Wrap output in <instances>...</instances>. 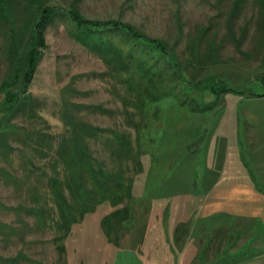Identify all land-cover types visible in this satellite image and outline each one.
Returning <instances> with one entry per match:
<instances>
[{
	"label": "rangeland",
	"instance_id": "rangeland-1",
	"mask_svg": "<svg viewBox=\"0 0 264 264\" xmlns=\"http://www.w3.org/2000/svg\"><path fill=\"white\" fill-rule=\"evenodd\" d=\"M37 1L42 3V7L53 5L69 8L73 5L91 19L113 18L134 24L149 36L165 40L174 47L180 71L196 76L193 81L202 78L208 71L218 74L232 84V87H237L248 79L245 87L241 88L243 95L222 92L217 100L209 90L200 86L183 88L184 98H178L175 88H167L168 85L162 83V78L159 77L161 64L150 67L144 79L145 82L147 77L153 79V83L149 84L154 85V90L149 91V98H143V134L148 138L152 134L148 133V128L158 129L163 121V130L158 134L157 141L161 150L157 149L156 156H153L155 152L152 151L147 158L140 155V168L131 163V168L124 175L132 177V182L128 184L132 185L131 198L124 197L127 195L124 194L123 203L118 205L130 207L131 217L123 222L122 228H111V233L113 238L118 239L119 246H130L142 261L153 256L156 259L154 264H188V255L181 258L186 245L183 241L188 238L189 247L196 244L201 247V242L210 241L212 219L199 216L198 204L212 183L242 181L253 183L258 190L264 192V86L259 80L258 83L250 81L264 76V10L260 7L259 0H15L12 4L8 0L7 5L16 8L21 5L24 9V5L28 3L33 14L37 13ZM71 27L65 15L54 16L47 24L43 31L44 47L36 48L42 53L41 58L27 88V95L32 96L40 104V108L30 111V116L26 113L24 116L17 114L8 122H2V129L12 131L14 126L36 129L44 127V134L48 136L61 131L62 124L56 112L62 97L88 106H98V110L90 108L82 111V117L95 126L129 129L119 93L127 90L126 95L131 97L132 90L127 82L126 90L118 84L116 76L113 78L109 74L99 56L73 38ZM202 29L209 30V40H212L210 35L215 34V45L218 46L220 58L216 63L204 56L206 48L212 43L203 39L198 51L201 57L191 50L193 38ZM30 33L31 29L27 34L19 35L22 38L16 57L12 53L5 54L4 44L0 43V55L3 57L5 54L3 58L9 59L6 63H2L0 59V65L3 64L0 68V82L6 75L13 78L19 74L12 69L11 63L15 58L16 61L21 58L23 63L25 52L30 49ZM261 38L263 39L260 40ZM114 43L120 46L124 57H127V44L120 41V38H116ZM130 53L132 54L131 51ZM152 53L154 54L153 51ZM150 56L145 59V65L152 63ZM156 59L161 61L162 56L159 55ZM141 72L140 69L129 66L123 75L130 80V84L135 85L137 74ZM182 77L190 79V76L184 74ZM15 87L19 88L20 83ZM249 92H260L263 95L247 98ZM152 94H156L157 101L152 100ZM183 99L204 106L209 109L208 114L198 115L177 108ZM3 102L4 94L0 91V106ZM203 124L208 132L204 133V136L207 135L205 145L201 142L199 149L191 151V143L198 138L199 128ZM130 130L133 131L132 128ZM7 142L17 147L18 151L9 157L6 154L5 158H0V165L9 166L13 160L19 169L24 166L26 171L23 172L30 175L21 180L38 185L36 178L40 172L31 170L32 166L28 162L30 158L33 160L36 157L31 152V145L17 143L11 136ZM131 145L136 150L134 133ZM141 146L144 147L143 142ZM91 148L99 158L107 152L101 139L91 142ZM142 159H145L144 162ZM105 160L108 163V156ZM139 169L141 173L136 172ZM18 173L24 175L21 170ZM2 180L0 179V195L7 207L0 213L5 223L1 225L3 231L0 233V264H66V256L69 257L67 264H93L94 249L102 239L106 242L108 240L101 221L115 208L110 202L99 203L86 213L81 222L72 224L71 235L62 241L66 248L60 253L56 248L60 242L58 244L54 240L55 228L51 231L34 228V219L30 217L24 219L27 224L16 221L18 214L25 213L20 209L18 213L8 209L17 202V195ZM24 192L23 189L20 193L25 195ZM11 222H14V232L8 226ZM188 223L194 225L190 229L194 233L192 236L186 229ZM176 227L178 231L175 235L182 243L175 242L173 237ZM75 248L78 249L74 251ZM205 253L206 249H201V254Z\"/></svg>",
	"mask_w": 264,
	"mask_h": 264
},
{
	"label": "trees",
	"instance_id": "trees-1",
	"mask_svg": "<svg viewBox=\"0 0 264 264\" xmlns=\"http://www.w3.org/2000/svg\"><path fill=\"white\" fill-rule=\"evenodd\" d=\"M13 1L15 0H9L11 4L14 3ZM259 2L260 7L264 10V0H259ZM7 4L8 0L0 2V43L4 44L5 54L10 55L12 53L13 56H18L22 38V35L21 38L19 35L21 33L27 34L29 29H31L29 34L31 36L28 41L30 49L25 52L23 63L21 58L17 59V61L15 58V61L11 63L12 69L17 71V73L19 72V74L13 78L6 75L0 82V91L4 94V102L0 106V158H5L6 154L9 157V155L11 156L15 151H18L17 147L7 142L8 137L11 136L17 143L31 145V152L36 157L33 160L30 158L28 162L32 166L30 167L31 170L36 169L40 172L39 177L36 178L38 185H32L21 180L23 177L30 176L28 172H23L26 171L23 168L24 166L19 169L13 160L10 161L12 164L9 166L0 165V179L5 181L3 183L5 186H11L17 195V202L13 206H9L8 209L13 212H17L19 209L24 211L23 213L25 214H18L16 217V221L21 224H27L24 219L25 217H30L34 219V228L40 227L41 231H51L55 228L56 235L54 240L57 243L60 242V244L58 243L59 245H56V248L61 253L65 250L62 241L69 236L72 224H78L86 213L90 212L96 205L108 201L115 208L102 219L101 226L108 240L117 244L119 241L116 237L113 238V233H111L113 229L111 228H122L123 222L131 217L129 215L131 212L130 207L127 208L125 205L118 206L123 203L124 197L131 198L130 187L132 185L128 184L132 182V177H125L124 175L131 168V163L134 167H141L140 155H144V158H147V155L150 156L152 151L155 152L153 156H156L157 149H160L157 141L159 140L158 134L163 130V121L158 129L155 127L148 128V133H152L148 138H145L143 134L145 130L143 98H149V91L154 90V85L149 84L153 83L152 78L147 77V82L144 81L150 71V67L161 64L159 77L162 78V83L165 82L168 85H166L167 88H175L176 94L180 99H182L184 94L183 88H188L189 86H200L204 90H209L211 95L216 96V100L222 92L225 94L238 93L243 95L242 89L248 79L237 87H232V84L220 78L218 74L208 71V74L205 73L202 78L200 77L193 81L192 79L196 76L189 74L187 71H184V73L180 71L178 56L175 54L174 47L170 46L165 40L149 36L129 22L113 18L104 20L87 18L73 5L69 8L53 5L42 7V3L37 1V13L34 12L33 15L31 5L28 3L24 5V9L21 5L16 8L11 5L8 7ZM58 15L67 16L72 25L71 34L73 38L87 50L99 56L107 66L109 74L112 77L116 76V82L124 88L127 82L128 87L133 91H131L133 93L131 97L126 95V88V92L123 90L125 93H119L123 115L129 129L95 126L82 117V111L90 108L98 110V106H88L63 97L56 112V116L62 124L61 131L48 136L44 134V127L43 129H36L35 127L14 126L12 131H6V129L1 128L2 122H8L17 114L24 116L26 113V115L30 116V111L34 112V108H40V104L32 96L27 95V88L32 81L36 66L41 58L42 53L37 51L36 48L44 47L43 31L53 17ZM32 18L34 19L32 20ZM208 31L202 29L193 38L191 50L193 54L195 51L196 55L200 56L198 51L203 39L207 43H212L214 47L209 44L204 56L213 60L212 63H216L220 59L218 58L219 50L218 46L215 45V34L212 33L210 35L212 40H209ZM116 38H120V41H124L127 44V57H124L120 46L115 45L114 40ZM152 51L154 54L157 53V55H154ZM134 52L135 55L133 54ZM5 54L3 55L4 58ZM159 55L162 56L161 61L156 59ZM149 56L152 63L145 65V59L149 58ZM3 57L0 55L2 63H6L9 59L7 57L5 60ZM129 66L142 71L137 74L135 85L130 84V80L123 75V72ZM6 67L8 73V64ZM177 69L179 70L178 72ZM183 74L190 76V81L182 77ZM257 80L264 86V76L255 77L250 81L258 83ZM18 81L20 83L19 88H17L18 86L15 87L19 84L17 83ZM180 81H183V83H180ZM191 82L195 83L192 84ZM160 89L162 90L163 87ZM225 94L222 96L223 99H225ZM152 95L154 96L152 100L157 101L156 94ZM262 95L263 93L260 92L255 94L249 92L247 98L261 97ZM162 96L164 95L162 94ZM194 102L184 99L180 100V105L177 104V108L198 115L208 114L209 109ZM173 106L171 105V107ZM128 108H131V110ZM39 118L42 119L41 116ZM43 122L45 123V121ZM199 129L198 138L191 143V151L199 149L201 142L202 145H205L204 142L207 135L204 136V133L208 132L204 124ZM133 133L135 135L136 150H133L131 145ZM98 139H101L107 149V152L101 158L95 156L91 148V142H96ZM142 142L144 147L141 146ZM106 156H108V163L105 160ZM142 160L144 162L145 159ZM20 170L21 174L24 173V175L22 174L21 176L18 173ZM140 171L141 169L136 170L137 173H141ZM23 189L25 190V195L20 193ZM124 194L127 195L124 196ZM6 207L0 195V213ZM4 224L0 216V233L2 230L1 225L3 226ZM13 224L14 222H11V225L8 226L14 232Z\"/></svg>",
	"mask_w": 264,
	"mask_h": 264
},
{
	"label": "crops",
	"instance_id": "crops-1",
	"mask_svg": "<svg viewBox=\"0 0 264 264\" xmlns=\"http://www.w3.org/2000/svg\"><path fill=\"white\" fill-rule=\"evenodd\" d=\"M210 186L207 194L203 195L198 204L199 216L212 219L210 241L201 242V247L198 244L189 247L187 238L183 241L186 245L181 258L188 255L190 258L188 264H212L214 261L217 262L216 264H264V192L258 190L253 183L242 181L228 183L221 181ZM193 226L192 223L186 225L191 236L194 235L193 230L192 233L190 231ZM176 231L178 227L173 231V237L176 239L175 242L179 243L181 241L177 239ZM239 239L242 240L239 242ZM97 246L92 253L93 264H154L156 262L153 256L149 257L152 258L151 262L149 259L142 261L130 246L124 248L108 240L106 242L102 239ZM203 248L206 249L204 255L201 254ZM76 249L78 248L74 251ZM67 259L69 257L66 256V264Z\"/></svg>",
	"mask_w": 264,
	"mask_h": 264
}]
</instances>
